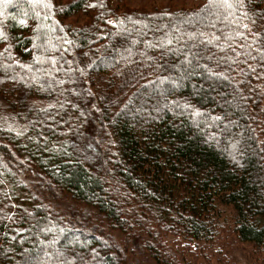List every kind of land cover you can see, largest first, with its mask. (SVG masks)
<instances>
[{"label":"trees","instance_id":"trees-1","mask_svg":"<svg viewBox=\"0 0 264 264\" xmlns=\"http://www.w3.org/2000/svg\"><path fill=\"white\" fill-rule=\"evenodd\" d=\"M192 1L73 26L86 0H0V264H180L223 232L264 262V0Z\"/></svg>","mask_w":264,"mask_h":264},{"label":"rangeland","instance_id":"rangeland-1","mask_svg":"<svg viewBox=\"0 0 264 264\" xmlns=\"http://www.w3.org/2000/svg\"><path fill=\"white\" fill-rule=\"evenodd\" d=\"M62 1L71 2L73 0ZM86 3L85 10L72 16L65 22L73 26H81L95 20L97 17L101 19L109 18L114 13L118 15H122L120 13H126L129 16L133 12V14L138 17L143 12L148 14L155 11H166L170 13L178 11L189 12L190 9L198 6V2L192 0H86ZM262 105H264V103ZM25 180L24 182L28 183L30 181L27 178ZM42 200L43 204L55 214L61 213L65 215L70 212L75 220L77 219L80 221L82 213L88 212L83 206L74 203L67 194L54 193L47 195L43 192ZM220 208L224 212L226 218L229 219V207L220 206ZM91 218L93 219H90L92 221H94V219L98 221L97 216ZM100 222L101 221H99V223ZM107 230L105 228L106 232L104 233L113 235L118 241L122 239L117 232ZM42 232H48V229L43 227ZM174 240V242L169 244V247L172 252H174L175 259L180 264H264L263 261H258L255 256L252 255L251 247L238 242L235 235L230 232L221 233L219 239L212 243L196 244L197 246L188 245L179 239ZM133 250L135 254L133 264H154L150 258L142 257L139 252L140 249L135 248ZM57 262L60 264H71L70 261H65L61 256L57 259Z\"/></svg>","mask_w":264,"mask_h":264}]
</instances>
